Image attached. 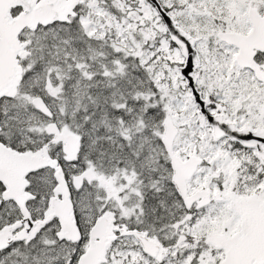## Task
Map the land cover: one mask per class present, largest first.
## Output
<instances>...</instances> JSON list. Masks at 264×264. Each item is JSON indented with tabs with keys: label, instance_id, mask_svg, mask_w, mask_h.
Masks as SVG:
<instances>
[{
	"label": "snow or ice",
	"instance_id": "snow-or-ice-1",
	"mask_svg": "<svg viewBox=\"0 0 264 264\" xmlns=\"http://www.w3.org/2000/svg\"><path fill=\"white\" fill-rule=\"evenodd\" d=\"M0 264H264V0H0Z\"/></svg>",
	"mask_w": 264,
	"mask_h": 264
}]
</instances>
